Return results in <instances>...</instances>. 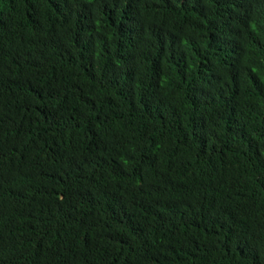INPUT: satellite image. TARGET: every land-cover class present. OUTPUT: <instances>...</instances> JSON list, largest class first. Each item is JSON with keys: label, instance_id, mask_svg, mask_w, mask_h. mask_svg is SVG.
<instances>
[{"label": "trees", "instance_id": "trees-1", "mask_svg": "<svg viewBox=\"0 0 264 264\" xmlns=\"http://www.w3.org/2000/svg\"><path fill=\"white\" fill-rule=\"evenodd\" d=\"M0 264H264V0H0Z\"/></svg>", "mask_w": 264, "mask_h": 264}]
</instances>
